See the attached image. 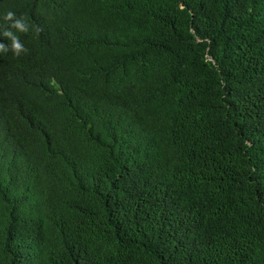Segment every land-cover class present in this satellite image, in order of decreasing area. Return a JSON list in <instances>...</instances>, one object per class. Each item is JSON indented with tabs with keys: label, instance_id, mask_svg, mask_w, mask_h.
<instances>
[{
	"label": "trees",
	"instance_id": "obj_1",
	"mask_svg": "<svg viewBox=\"0 0 264 264\" xmlns=\"http://www.w3.org/2000/svg\"><path fill=\"white\" fill-rule=\"evenodd\" d=\"M7 11L0 264H264V0Z\"/></svg>",
	"mask_w": 264,
	"mask_h": 264
},
{
	"label": "clouds",
	"instance_id": "obj_2",
	"mask_svg": "<svg viewBox=\"0 0 264 264\" xmlns=\"http://www.w3.org/2000/svg\"><path fill=\"white\" fill-rule=\"evenodd\" d=\"M2 19L4 23L0 24V32H2L3 37L7 38L10 43L7 45L0 43V53H8L10 51L14 56L19 57L22 53L26 52L27 49L25 45L21 43L16 33H27L29 31V26L23 17H17L16 13L13 11L4 13ZM13 29L15 31H13Z\"/></svg>",
	"mask_w": 264,
	"mask_h": 264
}]
</instances>
